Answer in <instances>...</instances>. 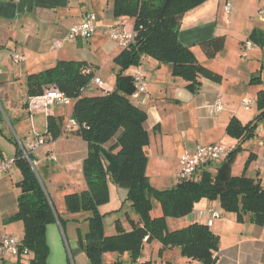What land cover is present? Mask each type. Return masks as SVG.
Here are the masks:
<instances>
[{
	"label": "crops",
	"instance_id": "obj_1",
	"mask_svg": "<svg viewBox=\"0 0 264 264\" xmlns=\"http://www.w3.org/2000/svg\"><path fill=\"white\" fill-rule=\"evenodd\" d=\"M263 2L264 0H208L184 14L178 40L182 45L193 49L198 62L220 74L221 82L202 79L198 92L193 93L187 89L184 79L172 75L171 64L159 63L148 56H143L138 66H131L124 72L131 75L134 68H140L146 76V91L138 97L131 95L130 99L146 112L143 124L149 134V143L145 147L148 157L146 174L153 187L160 189L161 186H166L165 179L156 168H174V182L170 181L174 186L177 183L179 155L183 151L192 152L197 145L207 143H219L230 148L240 143L242 149L230 165V175L245 174L247 177L259 179L264 187V119L258 123L253 137L240 141L226 133V126L232 117L245 124L259 113L257 93L264 91V43L253 41L247 57L242 56V49L244 41L250 39L251 33L255 32L259 37L264 35V22L256 18V12ZM112 8L113 0H0V96L12 115L10 118L0 103V137L3 136L6 139L4 143L9 142L12 146L13 159L16 155L13 140L21 141L23 138L25 143L35 141L37 137L45 140L41 147H37H40L39 151L37 148L31 151L33 162L41 164L42 167L50 165L45 170L53 196L52 199L49 195L50 202L61 220L75 224L86 222L88 225L87 217L90 213L68 212L64 203L65 195L86 189L82 165L87 154V145L81 137L66 127L73 102L68 110L62 108V105L52 104L46 109L30 112L26 79L30 74L53 67L59 60H75L69 57L61 59L55 53L65 43L81 47L82 39L63 40V37L68 28L80 22L87 11L97 16V31L87 40H91L92 46L97 45L101 49L104 47L106 52H111L109 59L114 63V57L122 48L113 40L115 47L104 45L102 41L108 36L103 29L125 17H114ZM125 19L127 22L124 29L132 30V19ZM220 36L225 38L224 48L215 57L208 58L198 43ZM55 41H60V45L56 46ZM15 55L19 56L18 61L13 59ZM82 60L88 61H75ZM19 61L22 64L17 65ZM88 62L100 69V66ZM97 69L95 75L100 78ZM115 69L117 70V66ZM102 81L103 92L111 91L115 85V73ZM50 86L51 84H46L43 92ZM245 101L249 102L247 107ZM50 115L60 118L58 123L63 129L55 140H51L47 133ZM36 116L40 119L43 117L38 127L35 123ZM113 142L114 139L110 140L106 146ZM7 157L0 142V160ZM226 158L227 156L201 167L192 180L197 181L204 171L216 174ZM22 178V171L15 161L8 170L0 174V238L3 234L16 230L14 227L18 225L21 226L23 236L22 221L9 220L17 210ZM109 180V200L98 207L103 214L106 236L116 233L117 220L123 230L130 231L129 220L135 222L138 219L129 206L125 207L124 202L129 203L126 200V188L118 187ZM41 183L48 193L42 181ZM124 208L126 210L121 214ZM208 208H215L220 213L209 226L219 238L215 263L264 264V224L252 223L248 214L242 215V219L238 220L234 213L222 210L217 200L202 198L195 203L192 212L182 219L168 217V228L178 229L195 221L205 223V212ZM112 216L113 223H108L106 227L104 221ZM213 226L215 229H212ZM86 233L87 231L82 234L77 228L76 238L71 240L74 250L79 249L73 257L78 264H92L84 250ZM63 234L58 221L46 226L49 247L47 264H69V252ZM21 238L16 239L20 242ZM161 248L159 241H146L144 238L143 248L136 260H132L129 252L104 251L100 264H188L194 261L181 255L178 247ZM8 255L12 254H2L0 249V264H28L32 258V254L27 252L22 254L28 258L25 262L20 260L21 255H12L15 257L12 259Z\"/></svg>",
	"mask_w": 264,
	"mask_h": 264
},
{
	"label": "trees",
	"instance_id": "obj_2",
	"mask_svg": "<svg viewBox=\"0 0 264 264\" xmlns=\"http://www.w3.org/2000/svg\"><path fill=\"white\" fill-rule=\"evenodd\" d=\"M206 1L113 0V16L131 18L135 36L134 41L113 59L117 70L111 91L87 87L97 66L83 60H59L53 67L27 76V97L40 95L43 87L51 84L73 100L71 117L76 120L77 127L72 131L87 145L82 165L86 189L65 195L64 203L68 212L90 213L84 250L92 264L101 263L104 251L129 252L132 260H136L144 238L159 241L161 249L178 247L181 255L202 264L215 263L219 238L207 224L195 221L174 230L167 225L168 217L181 218L190 214L202 198L217 200L222 210L234 213L238 220L248 214L252 223L264 224V187L260 180L245 174L230 175V165L242 149L240 143L229 151L216 174L204 171L197 181H178L170 188L158 189L152 186L146 174L145 147L149 143V134L143 127L146 112L131 101L134 86L131 76L124 72L131 66H138L141 58L148 56L159 63L171 64L172 75L184 79L187 89L193 93L198 92L202 79L221 82L220 74L198 62L193 49L178 40L184 14ZM125 18L122 19L127 22ZM249 38L252 42L264 43V35L259 37L255 32ZM224 44L225 38L220 36L201 41L198 46L208 58H213L222 51ZM89 89L94 91L84 93ZM257 106L259 113L248 123L242 124L232 117L226 133L240 141L253 137L258 123L264 119L263 90L257 93ZM60 121V118L48 117L47 133L51 140L63 132ZM112 139L114 142L106 146ZM13 141L16 145L14 161L23 178L17 210L9 220L23 223L19 256L26 249L32 254L28 264H47L46 226L58 221L64 232V221L52 206L39 176L23 157L18 142ZM29 156L33 160L31 154ZM109 179L126 188V200L138 219L135 222L129 220L130 231L123 230L117 220L116 233L106 236L103 214L98 207L109 200Z\"/></svg>",
	"mask_w": 264,
	"mask_h": 264
},
{
	"label": "built area",
	"instance_id": "obj_3",
	"mask_svg": "<svg viewBox=\"0 0 264 264\" xmlns=\"http://www.w3.org/2000/svg\"><path fill=\"white\" fill-rule=\"evenodd\" d=\"M229 5H227L228 9ZM256 18L264 22V2L261 4L259 9L256 12ZM126 21L121 19L115 24L108 26L103 29V32L113 40L120 48H126L130 43L134 41L135 32L133 30H125L124 26ZM97 31V16L93 12H86L83 14L80 22L73 24L66 32L63 40H72V39H82L90 38ZM55 45H60V41H55ZM253 42L250 40L244 41L242 56L247 57L248 51L252 48ZM15 61H18L19 56L15 55L13 57ZM88 71H90L88 69ZM132 83L134 86V91L132 93L133 97H138L141 93L146 91L147 80L144 72L140 68H134L131 72ZM90 84H95L99 88H103L104 82L101 78L96 75L91 79ZM73 100L67 97L59 88L54 85L48 87L43 93L36 96L28 97V109L30 112L34 110L46 109L52 104L59 105H68L72 104ZM249 104L248 101H245V106ZM220 104L218 103V108ZM69 130L77 127V122L75 119L70 117L66 126ZM18 142L19 148L22 151L23 157L29 162L32 169H34V162L30 159L31 151L35 150L38 146L45 143V140L42 137H37L35 141H29L26 143L21 142L16 139ZM232 148L219 144V143H207L199 144L196 146L195 150L183 151L178 157V172L176 175L177 182L192 180L197 173V171L211 162L220 160L226 157L229 151ZM13 158H4L0 160V174L8 170L13 164ZM36 172V171H35ZM207 219L205 224L210 226L214 219L218 218L220 213L215 208H208L205 212ZM60 226V225H59ZM0 249L2 254H12L19 255V241L10 234H3L0 238ZM27 250L24 249L22 254L26 253ZM188 264H202L200 261L194 260ZM216 264V263H213Z\"/></svg>",
	"mask_w": 264,
	"mask_h": 264
},
{
	"label": "rangeland",
	"instance_id": "obj_4",
	"mask_svg": "<svg viewBox=\"0 0 264 264\" xmlns=\"http://www.w3.org/2000/svg\"><path fill=\"white\" fill-rule=\"evenodd\" d=\"M88 12H90V11H87V13ZM129 24H130V21H129ZM87 39L88 38H82V45H81V47H78L79 49L76 47V45H73L71 43H65V45H63V48L58 49L57 52L55 53V55L59 56L61 59H62V57L63 58L64 57H69V58L75 59V60L84 59V60L91 61L92 63L100 66V69L99 68L97 69L98 70L97 74L100 76V78L102 80H105V79L107 80L108 78H110L115 73V70H116V69L114 70V67L116 65L114 63H112V61L109 59L111 52H109V53L106 52L104 47L101 49V48H98L97 45H95V46L93 45L92 46L91 43H90L91 40L89 42ZM102 42H103L104 45H106V44L108 46H112L113 45L115 47V44L113 43V41L109 37L108 38H104ZM82 47H84V48H82ZM16 64L19 65V64H22V63L19 61ZM90 86L93 87V89H94V87H97L95 84H90ZM93 89L86 90V91H84V93L90 94V93L93 92ZM0 103H1L2 108L5 110L6 114L11 118L12 115L7 110V106L5 105V101L2 99L1 96H0ZM70 106H71L70 104L62 105V108H66L68 110L70 108ZM11 121H13V120H11ZM40 121L41 122L43 121V117L40 119V117L36 116L35 117V123H36L37 127H38ZM4 141H6V139L3 136L0 137L1 149H2L3 153L8 156L7 158H11L12 155H13L14 150H13L12 146L9 144V142L4 143ZM254 141L256 142V140H254ZM21 142L25 143V140L23 138H21ZM40 147L37 148L38 151L40 150ZM49 166L50 165H48L47 167H42L41 164L35 163L34 164V169L36 170L37 175L40 176L39 177L40 180L45 185V187H46V189L48 191V193H47L48 196L50 195L52 197V199H53V196H52V194L50 192L49 182H48V180H47V178L45 176V172H46L45 170H46V168L48 169ZM155 170L160 171V173L162 174V177L165 179V184L164 185H166V186H161L160 189H165V188L172 187L173 184L171 185L170 181L174 182V174H173L174 168H170L169 166H167L164 169H160L159 170L158 168H156ZM110 183H111V181H110ZM115 185L118 186L117 184H115ZM124 204H125L126 208H128V206L130 207V204L127 203L126 201L124 202ZM126 208L122 209L121 214H124V211L126 210ZM217 209H218V207H217ZM153 210H155V208ZM113 219H114L113 216L109 217V218H106V220L104 221L106 227H107L108 223L109 224L113 223L112 222ZM181 219H182V217H181ZM20 227H21L20 225L15 226L14 228L15 229L17 228V229L16 230H11L10 234L15 236L16 238L22 237V232L20 230ZM77 228L80 229L82 234H84L86 231H88V225H87L86 222L85 223L84 222H80L78 224H75L72 221H67V222L64 221L63 238H64L65 246H67V251L69 252V256H68L69 264H78L77 261L76 262L74 261L73 257L77 254L79 249L78 250H74L73 243H72V241L76 238V235H77L76 234V229ZM212 229H215V226H213ZM8 256L11 259L15 258L12 255H8ZM27 259L28 258L25 257V256H22L20 258V260L22 262L27 261ZM11 261H14V260H11ZM86 264H89V263L87 262Z\"/></svg>",
	"mask_w": 264,
	"mask_h": 264
},
{
	"label": "water",
	"instance_id": "obj_5",
	"mask_svg": "<svg viewBox=\"0 0 264 264\" xmlns=\"http://www.w3.org/2000/svg\"><path fill=\"white\" fill-rule=\"evenodd\" d=\"M39 181H40V179H39ZM40 183H41V181H40Z\"/></svg>",
	"mask_w": 264,
	"mask_h": 264
}]
</instances>
